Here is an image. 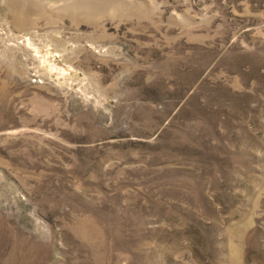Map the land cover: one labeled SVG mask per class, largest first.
Listing matches in <instances>:
<instances>
[{"label": "rangeland", "instance_id": "374dc122", "mask_svg": "<svg viewBox=\"0 0 264 264\" xmlns=\"http://www.w3.org/2000/svg\"><path fill=\"white\" fill-rule=\"evenodd\" d=\"M0 264H264V0H0Z\"/></svg>", "mask_w": 264, "mask_h": 264}]
</instances>
